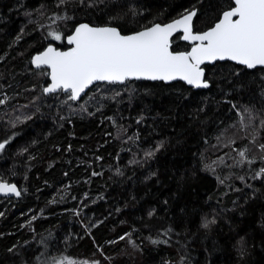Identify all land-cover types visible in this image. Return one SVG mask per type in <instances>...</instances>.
I'll return each mask as SVG.
<instances>
[{
    "label": "trees",
    "instance_id": "16d2710c",
    "mask_svg": "<svg viewBox=\"0 0 264 264\" xmlns=\"http://www.w3.org/2000/svg\"><path fill=\"white\" fill-rule=\"evenodd\" d=\"M231 7L0 0V181L21 192L0 199V264H264V69L206 66L207 90L98 84L76 103L32 67L81 23L129 35L196 10L201 33Z\"/></svg>",
    "mask_w": 264,
    "mask_h": 264
},
{
    "label": "snow or ice",
    "instance_id": "6c2138e0",
    "mask_svg": "<svg viewBox=\"0 0 264 264\" xmlns=\"http://www.w3.org/2000/svg\"><path fill=\"white\" fill-rule=\"evenodd\" d=\"M234 5L203 33L192 31L194 10L172 23L154 24L134 35H122L115 27L81 24L75 34L67 38L68 44L74 45L69 51L49 47L35 56L32 63L37 68L47 66L51 69L52 83L44 89L45 93L62 91L73 101L96 82L115 84L129 79H179L195 88H208L200 67L206 61L231 60L248 69L264 68V0H234ZM179 30L183 32L184 40L193 42L190 52L170 51V38ZM49 35L55 40L62 38L54 32ZM6 143H0V151ZM261 151H264V145H261ZM239 155L245 159V151ZM0 194L19 196L20 191L15 184L0 181ZM207 226L205 223L204 227ZM159 242L152 241L154 244ZM56 264L76 262L64 257Z\"/></svg>",
    "mask_w": 264,
    "mask_h": 264
},
{
    "label": "water",
    "instance_id": "95a60500",
    "mask_svg": "<svg viewBox=\"0 0 264 264\" xmlns=\"http://www.w3.org/2000/svg\"><path fill=\"white\" fill-rule=\"evenodd\" d=\"M233 1V7L235 6L234 5V0H232ZM195 12H196V15H197V11L196 10H194ZM196 15L193 17V19H192V22H191V27H192V31H193V33H197V32H195L194 31V20H195V18H196ZM180 18H182V16L181 17H179V18H177V19H180ZM177 19H175V20H177ZM220 19H222V16H221V18ZM219 19V20H220ZM175 20H173V21H171V22H169V23H172V22H174ZM219 22V21H218ZM169 23H166V24H169ZM81 24H88V23H81ZM81 24H79V25H81ZM166 24H160V25H166ZM79 25L77 26V27H79ZM89 26H91V27H95V26H92V25H90V24H88ZM76 27V28H77ZM105 27H110V26H105ZM75 28V29H76ZM212 28V27H211ZM210 28V29H211ZM75 29H74V31L72 32V34H70V35H68L66 38H65V45L67 46V48L66 49H61V48H57L55 45H53V44H50V45H48L42 52H40V53H37V54H35L33 57H32V60L35 58V56H37V55H41L43 52H45V51H47V49L49 48V47H52V48H55L57 51H69L72 47H74V45H70V44H68V42H67V38L68 37H70V36H72V35H74L75 34ZM210 29H208V30H210ZM118 31H119V29H117ZM145 30V29H144ZM208 30H206V31H208ZM143 31V30H142ZM120 32V31H119ZM140 32V31H139ZM121 33V32H120ZM138 33V32H137ZM201 33H203V32H201ZM122 34V33H121ZM134 34H136V33H133V34H129V35H134ZM123 35V34H122ZM175 36H180V41L182 42V43H184V44H186V45H188L189 46V50L188 51H182V52H190L191 51V49H192V47L194 46L193 45V42L192 41H186V40H184L182 37H183V32H182V30H179V31H176V32H174L173 33V35H172V37L170 38V43H171V48H170V51H172L173 52V50H172V40H173V38L175 37ZM198 43V42H197ZM174 53H179V52H174ZM226 62H228V63H231V64H234V65H237V66H241V67H244L245 69H247V70H256V69H264V68H261V67H259V66H257L256 68H254V69H248L246 66H244V65H240V64H238V63H236L235 61H231V60H216V61H214V62H205V63H203L200 67L202 68V70L204 71V79L206 80V69H205V67L206 66H213V65H215L216 63H226ZM32 67H33V69H35V70H41V69H46L47 71H48V85L46 86V87H50L51 86V83H52V81H51V76L49 75V73L51 72V69L50 68H48L47 66H41L40 68H37L33 63H32ZM138 81H147V82H152V83H163V84H172V83H176V82H181V83H183L184 85H186L187 87H189V88H191V89H194V90H207V89H209L210 88V86H211V84H210V82L208 81V80H206L207 82H208V84H209V87L208 88H195V87H193L192 85H189V84H187L185 81H183V80H179V79H177V80H173V81H161V80H155V81H153V80H145V79H129V80H127V81H125L124 83H115V84H117V85H124V84H126L127 82H138ZM98 84H109V83H107V82H96V83H94L93 85H91L88 89H86L85 90V92L84 93H82L81 94V97L78 99V100H75L74 102H76V103H78V102H80L86 95H87V93L90 91V89L91 88H93L94 86H96V85H98ZM45 87V88H46ZM44 88V89H45ZM58 92H62V91H58ZM58 92H55V93H45V91H44V93H45V95H52V94H56V93H58ZM63 94H68V93H65V92H62ZM8 184V183H7ZM17 186V185H16ZM17 189L19 190V187L17 186ZM20 191V190H19ZM20 194H21V192H20ZM20 196V195H19ZM19 196H16V195H14V194H7V195H5V194H0V199H2V198H16V197H19Z\"/></svg>",
    "mask_w": 264,
    "mask_h": 264
},
{
    "label": "bare ground",
    "instance_id": "6f19581e",
    "mask_svg": "<svg viewBox=\"0 0 264 264\" xmlns=\"http://www.w3.org/2000/svg\"><path fill=\"white\" fill-rule=\"evenodd\" d=\"M41 10H42V9H41ZM37 12H38V11H37ZM39 12H40V11H39ZM42 13H43V12H42ZM45 13H46V12H45ZM31 14H32V13H31ZM28 19H29V18H28ZM37 20H38V19H37ZM47 20H49V19H47ZM31 21H32V20H31ZM43 21H44V20H42V22H43ZM45 21H46V20H45ZM45 21H44V22H45ZM36 24H37V22H36ZM41 24H42V23H41ZM45 24H46V23H45ZM43 25H44V24H43ZM43 25H42V26H43ZM32 26H33V25H32ZM43 27H44V26H43ZM40 28H41V27H40ZM40 28H39V30H40ZM36 29H37V28H36ZM37 30H38V29H37ZM42 31H43V28H42ZM39 32H40V31H39ZM36 89H37V88H36ZM38 89H40V88H38ZM28 90H30V89H28ZM34 90H35V89H34ZM30 91H31V90H30ZM37 91H38V90H37ZM40 92H41V91H40ZM35 93H36V94H35ZM35 93H34L35 95L40 94L39 92H35ZM261 114H262V113H261ZM31 115H32V114H31ZM236 120H237V119H236ZM25 121H26V120H25ZM21 124H22V123H21ZM235 125H236V124H235ZM240 128H241V127H240ZM248 129H249V128H248ZM228 133H229V132H228ZM228 133H227V134H228ZM223 137H224V136H223ZM225 140H227V138H226ZM207 161H208V160H207ZM210 163H211V162H210ZM210 163H209V164H210ZM208 167H209V166H208ZM207 171H208V170H207ZM205 172H206V170H205ZM201 173H202V172H201ZM207 175H209V174H207ZM128 234H129V233H128Z\"/></svg>",
    "mask_w": 264,
    "mask_h": 264
}]
</instances>
